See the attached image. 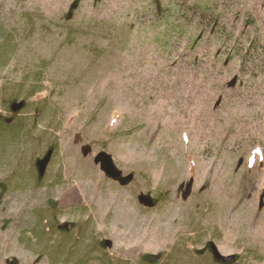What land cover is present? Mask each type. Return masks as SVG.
I'll return each instance as SVG.
<instances>
[{
	"label": "rangeland",
	"instance_id": "rangeland-1",
	"mask_svg": "<svg viewBox=\"0 0 264 264\" xmlns=\"http://www.w3.org/2000/svg\"><path fill=\"white\" fill-rule=\"evenodd\" d=\"M248 34L264 0H0V264H264Z\"/></svg>",
	"mask_w": 264,
	"mask_h": 264
},
{
	"label": "trees",
	"instance_id": "trees-1",
	"mask_svg": "<svg viewBox=\"0 0 264 264\" xmlns=\"http://www.w3.org/2000/svg\"><path fill=\"white\" fill-rule=\"evenodd\" d=\"M182 4V3H181ZM181 4H176L179 8L177 10H184ZM206 8V7H204ZM203 16L208 14V8L204 12H202ZM220 20L216 16V21ZM216 38H218L219 42H224L225 35L223 33H219L218 28L214 31ZM223 34V35H222ZM258 34H248V39L241 38L236 40L234 43V47L236 50V57H237V66L241 73H250L251 76L258 78V75L264 77V44L260 39ZM23 104V103H20ZM19 105V104H18ZM16 103L11 105L12 112H20L23 109H16ZM54 150V149H51Z\"/></svg>",
	"mask_w": 264,
	"mask_h": 264
},
{
	"label": "water",
	"instance_id": "water-1",
	"mask_svg": "<svg viewBox=\"0 0 264 264\" xmlns=\"http://www.w3.org/2000/svg\"><path fill=\"white\" fill-rule=\"evenodd\" d=\"M20 106H16V109H20V107L23 106V104H19ZM53 156V152L52 150L48 151L47 154L44 156V158L41 161H38L36 163V167L38 169V173H39V177H43L46 173L47 167L49 165L50 160L52 159ZM97 162L101 163V167L105 173V175L114 180V181H119L122 185L127 184V180H125L122 177V174L119 170H117L114 162L112 159L105 157V156H100L97 159ZM139 202L146 206V207H153L154 206V201L146 196H140L139 197ZM259 208H264V189L263 192L261 194L260 200H259ZM209 250L210 253L214 259L215 262L219 263V264H234L237 261V256L236 255H232V256H224L222 255L217 246L214 243H210L209 244Z\"/></svg>",
	"mask_w": 264,
	"mask_h": 264
}]
</instances>
